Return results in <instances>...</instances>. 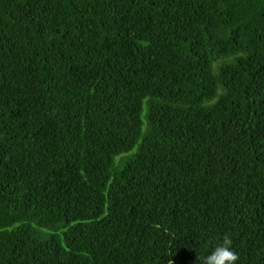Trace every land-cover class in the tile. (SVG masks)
<instances>
[{"label": "trees", "instance_id": "1", "mask_svg": "<svg viewBox=\"0 0 264 264\" xmlns=\"http://www.w3.org/2000/svg\"><path fill=\"white\" fill-rule=\"evenodd\" d=\"M225 234L264 264V0H0V264Z\"/></svg>", "mask_w": 264, "mask_h": 264}, {"label": "clouds", "instance_id": "2", "mask_svg": "<svg viewBox=\"0 0 264 264\" xmlns=\"http://www.w3.org/2000/svg\"><path fill=\"white\" fill-rule=\"evenodd\" d=\"M240 257L233 248V240L225 234L220 243L213 247L202 260V264H238Z\"/></svg>", "mask_w": 264, "mask_h": 264}, {"label": "rangeland", "instance_id": "3", "mask_svg": "<svg viewBox=\"0 0 264 264\" xmlns=\"http://www.w3.org/2000/svg\"><path fill=\"white\" fill-rule=\"evenodd\" d=\"M132 153H133V152H131V153H126V154H123V155L117 157V158H116V162H115V167H116L117 169H119V168L122 166V161H123V159L129 157Z\"/></svg>", "mask_w": 264, "mask_h": 264}]
</instances>
